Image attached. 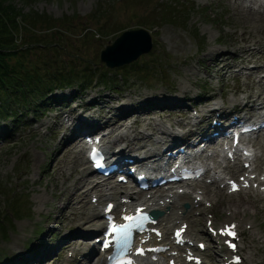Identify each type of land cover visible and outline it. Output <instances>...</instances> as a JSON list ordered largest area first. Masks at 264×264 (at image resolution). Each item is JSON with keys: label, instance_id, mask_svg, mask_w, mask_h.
I'll return each mask as SVG.
<instances>
[{"label": "rangeland", "instance_id": "1", "mask_svg": "<svg viewBox=\"0 0 264 264\" xmlns=\"http://www.w3.org/2000/svg\"><path fill=\"white\" fill-rule=\"evenodd\" d=\"M187 1H191L190 4L193 6L189 8L185 5L184 2ZM261 1L263 0L253 2L246 0L242 4L257 7ZM15 3L24 12L34 10L55 18L74 13L80 19H84V25L92 27L99 25L100 20L106 21L103 31L88 33V40L77 49L80 54L78 56L84 61L98 62L102 66L103 63L98 60L99 52L104 45L111 43L120 34V29H146L151 35L152 47L148 53L139 56L133 62L135 64L132 63V67L149 70L147 78L151 85H156V93L160 91L166 93L168 91L164 90L166 86L174 84L175 86L172 85L175 89L174 96L183 95L179 103L185 101L187 106L192 107H198L194 104L199 97L206 98L212 94L218 97L220 92H223V96L232 98L233 88L236 86L241 90L244 88V83L247 81L244 76L233 79L231 72L227 74L225 70H220L223 64L238 67L244 64V61H255L248 60V54L239 48L244 44L240 39L243 26L250 30L252 36L261 40V43L264 42V19L256 26L252 23L255 17L249 18V11L247 16L241 14L242 8L237 7L236 0H31L28 3L15 0ZM94 10L100 13L97 14L99 17L97 22H95L97 17L86 18ZM162 13L173 18L176 13L177 19L173 24L159 23ZM81 26L82 24H79L75 32H78ZM44 52L41 50L38 55L41 59ZM216 54H226V57H221L217 65L212 62ZM190 55L192 57L188 58ZM65 58L63 57L62 60ZM62 63L64 64V61L59 64ZM121 68H107L112 71L111 78H117V72L124 71ZM259 73L258 71L256 75ZM130 74L133 80L129 81V86L119 81L118 94L101 85H95L94 80L84 91L77 93L80 99L73 103L70 102V96L76 92L75 88L53 93V96L61 95L65 102L55 109L44 110L40 117L29 116L27 119H22L15 126V130L11 128L13 124L11 121L0 120V130L8 132L11 128L9 135L12 134L11 139H0V185H8L7 195H0V210L3 213L6 208V214L10 219L8 221L3 217L7 235L4 237L0 235V262H3L7 255L12 258L11 262L18 257L26 259L24 253L30 255L32 250L37 252L45 246L53 247L49 258L54 260L48 258V261L44 260L40 264H61L69 257L67 253L75 250L80 242V234H77L80 226L77 220L69 218L71 211L65 204L68 197L70 198L69 191H72L74 181L78 177L73 171L76 166L79 167L78 162L83 157V153L78 152L79 149L74 147V143L70 142L71 139L62 138L63 135L66 137V126L70 122L68 110L75 104L85 105L92 96L106 97L109 99L108 106H118L120 101L124 102L128 98L137 99L139 93H152L145 87L139 74L133 72ZM196 82L200 83V87L194 86ZM250 89L254 90L255 86H251ZM182 90L185 92L182 93ZM99 107L100 105L96 104L91 111L98 112ZM180 108H169L176 119L179 118L176 111ZM160 109L161 115L155 113L153 118L159 116L164 119L169 118L165 111L168 108ZM134 117L129 120L132 121ZM62 123L64 127L61 126ZM17 165L22 166L16 171ZM88 171L86 169V173ZM13 192L19 194L18 208L12 209L14 215L9 213L11 208L9 210L7 207L8 199H11ZM90 195L86 196L83 202L90 204ZM244 198L252 199L247 194H237L230 196L229 199L237 201ZM74 200L71 204L79 207V203L73 202ZM103 202L104 200L101 203ZM222 204L221 199L211 210L217 220L229 216V212L225 213L226 211H223V216L220 215ZM249 210L250 215L237 214L239 217L235 218L241 220L240 244L244 247L241 254L247 256L256 253L255 259L264 264V200H256L255 205ZM204 215L198 218V224L202 228H204ZM248 230H252L253 236L261 237V242L258 241L251 246ZM18 250L21 253H16ZM55 254H58L57 258Z\"/></svg>", "mask_w": 264, "mask_h": 264}, {"label": "bare ground", "instance_id": "2", "mask_svg": "<svg viewBox=\"0 0 264 264\" xmlns=\"http://www.w3.org/2000/svg\"><path fill=\"white\" fill-rule=\"evenodd\" d=\"M240 9V8H239ZM242 12L241 14L246 15L248 11L244 9H240ZM247 16V15H246ZM255 17L253 19V22L256 26L260 24V21L264 19V9L263 12H257V14H250L248 13V17ZM250 30H247L245 26L242 27V32L240 34V39L244 43L242 46L239 48L247 52L249 57L254 60H261L264 62V42L261 43V40L256 39L254 36H252L249 32ZM192 55H190L188 58H191ZM228 67L227 64H223L221 66L220 70H225ZM264 67V65H263ZM252 72H249V75L251 76ZM261 81V78H258V82ZM191 83V82H190ZM183 87V86H182ZM237 91H240L238 89ZM236 90H234L235 94ZM156 95H163V92H158ZM214 97L213 95L211 98ZM92 98H96L95 96H92ZM91 98V99H92ZM163 101H166V98L160 97ZM176 98V97H175ZM171 99V101H175L174 99ZM179 99V96L177 97L176 100ZM263 99L259 93H255L254 95L252 93H247L243 97H234L230 99H226L227 102H229V106H232L236 104V109H245L246 111H251L255 110V107L257 105V101ZM147 97L142 96L141 103H145L147 101ZM93 101V100H92ZM127 102H122L123 104L119 105L116 108H112L111 114L108 116L104 117L103 123L107 126L108 128V136L110 142L117 143L120 141H123L121 144V153L124 152H134V150H137L143 145L139 146V142L144 140L145 138L147 140H150V136L145 133L144 131H141L140 129L136 128V124L140 125H147L152 127V122L148 121L145 122L144 119H136L132 122V124L127 128H133V135H129L126 131H124L125 128V121L127 119L126 117V111L129 109H132L138 114H141V108L138 107L135 102L131 103L133 99L128 98L126 100ZM225 101V100H224ZM91 103V102H90ZM89 103V104H90ZM261 103V102H260ZM88 104V105H89ZM184 104V102H183ZM217 107H219V104L217 102L211 103V107H209V110H214L217 111ZM75 110V108L73 109ZM105 110H100L101 113H104ZM118 111H122L123 114L117 115ZM114 117H118V120H114ZM89 118V115L86 117ZM207 118V117H206ZM124 127V128H123ZM72 131L81 133L83 131V123L82 121H77L73 126H72ZM255 142V144L263 151L261 154L264 157V140L263 142ZM124 144V145H123ZM147 152V151H146ZM133 156V155H132ZM130 156V157H132ZM80 168L77 166L75 168V172L78 174V177L74 181V185L72 186V191L70 192L69 190V195L70 198L68 197L67 202L65 205L69 207V211H71L69 218L73 220H77L80 228H82L85 224H88V228L84 229L82 235H90L94 231L98 230L100 227V221L101 218H98V216H101V211H98V206L97 205H88L87 203L84 202V205L80 203V200H83L91 190H99L100 191V186L102 185L99 181H94L90 180L88 177V173H86V169L88 167H85L86 161L85 160H80L79 164ZM67 188V187H66ZM68 189V188H67ZM256 194H258V191H255ZM120 193L121 197H126L130 198L132 202L126 203L128 205H131L133 203H137L140 205L146 204L147 206H152L155 209H162L165 210L166 213L163 215V217L160 219L159 223L157 224L158 227L161 228L164 236V240L169 239V231L173 229V227L179 226L180 223L183 222H189V227L186 230V233L190 236L193 237V232H194V220L189 219L192 215L193 209L197 204H199V201H194L195 196L191 195H184L187 197V199L190 202V209H183L182 204L180 203V198L178 199L176 197H172L170 195H166L162 198H159L156 201H150L149 199L144 200L140 199L139 197H136L133 195L131 192L128 190H121L118 191L117 194ZM227 193V192H226ZM218 194H221L220 192L218 193H212L210 190L206 189L204 191V196L205 197H210V196H215L218 197ZM255 194V193H254ZM255 194V195H256ZM116 195V192L114 193H106V192H101L100 194L96 193V195L93 196H98V202L100 203L102 198H107L108 200H112L111 198ZM76 196V197H75ZM222 206L220 208L221 214L223 211L229 212L230 216L236 217L238 215H247V213L250 215V208L255 205L256 200H259L257 196H253L254 198L249 199V198H244L240 199L237 201H231L229 199V196H226L222 193ZM59 200L61 198L57 196ZM171 198V199H170ZM77 199L76 202L80 203L79 207H77L75 204H71V201ZM80 199V200H78ZM223 199H228V200H223ZM256 199V200H255ZM162 200V201H160ZM202 202V201H201ZM67 208V207H66ZM72 208V210H71ZM68 209V208H67ZM202 212H204V209H202ZM225 212V213H226ZM255 215L258 213H254ZM239 217V216H238ZM261 242V237L258 236H252V245H255L256 242ZM242 250V248H240ZM218 251H222V248H219ZM18 253H21V251H18ZM26 259L29 257L27 256L26 253L23 254ZM160 256L164 257V254H160ZM253 254L251 253L250 255H247L246 259L241 262V264H261V262L256 261L253 258ZM217 259V258H216ZM147 259H141V262L146 261ZM178 261H183V259L180 256H177ZM219 260V259H218ZM17 261L20 262V264H30L31 261H25V259H22L20 257L17 258Z\"/></svg>", "mask_w": 264, "mask_h": 264}, {"label": "trees", "instance_id": "3", "mask_svg": "<svg viewBox=\"0 0 264 264\" xmlns=\"http://www.w3.org/2000/svg\"><path fill=\"white\" fill-rule=\"evenodd\" d=\"M72 28L74 22L69 16L54 18L34 10L24 12L15 0H0V116L12 114L17 118V112L10 111L12 105H37L54 86L77 77L71 65L67 72L58 68V47L64 42L73 48L87 38L88 26L73 35L75 38L69 35ZM45 49L54 56L44 54L41 59L38 55Z\"/></svg>", "mask_w": 264, "mask_h": 264}, {"label": "water", "instance_id": "4", "mask_svg": "<svg viewBox=\"0 0 264 264\" xmlns=\"http://www.w3.org/2000/svg\"><path fill=\"white\" fill-rule=\"evenodd\" d=\"M149 44L148 34L144 30L126 31L103 51L102 59L108 66L127 63L135 59L139 54L146 52L149 49L148 47H150Z\"/></svg>", "mask_w": 264, "mask_h": 264}, {"label": "snow or ice", "instance_id": "5", "mask_svg": "<svg viewBox=\"0 0 264 264\" xmlns=\"http://www.w3.org/2000/svg\"><path fill=\"white\" fill-rule=\"evenodd\" d=\"M93 155H97V152L96 150H93ZM99 166V165H97ZM243 179V178H241ZM231 190L233 191H237L238 190V186L235 182H232L231 184ZM109 208H111V206H109ZM125 220L127 221H133V220H139L141 223L143 221V219H146V217H133V216H125L124 217ZM136 226H139L138 224L137 225H133L131 223L129 224H123V225H120L119 227H117L115 224H113L110 228V234H115V239L117 240V242H120L121 240H123V242L125 243H129L130 242V236H131V232H130V229L132 227H136ZM236 225L233 224V225H230V226H225V229L222 230V234H226L228 235L229 237H231L232 239H236L237 238V234L236 232L234 231ZM184 229H180L177 231L176 233V236L178 238V242H181L180 241V236H181V233L183 232ZM111 242L110 241H107L105 242V247H108L109 244ZM229 243V246L235 250L236 249V244L235 243H231V241H228ZM201 248H203L204 246L203 245H200ZM143 249L139 250L140 254L143 253ZM239 257H236V261H237V264L239 262ZM117 264H132V261H118Z\"/></svg>", "mask_w": 264, "mask_h": 264}]
</instances>
